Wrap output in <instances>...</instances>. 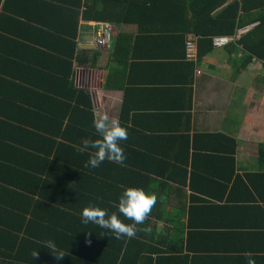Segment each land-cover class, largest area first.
<instances>
[{
  "label": "crops",
  "instance_id": "1",
  "mask_svg": "<svg viewBox=\"0 0 264 264\" xmlns=\"http://www.w3.org/2000/svg\"><path fill=\"white\" fill-rule=\"evenodd\" d=\"M105 1H0V264H28L20 252L31 258L36 248L22 246L26 234L13 229L22 201L51 204L47 184L54 174L65 177L67 166L58 163L57 143H70L64 135L70 127L81 145L98 138L95 112L131 127L120 142L124 163L89 173L104 185L105 196L93 194V203L118 212L127 187L154 191L157 204L138 225L151 231L116 239L92 223L88 244L81 220L54 214L61 226L48 240L68 254L54 264H248L249 252L264 264L263 252L246 250L264 238V197L256 200V185L264 193V69L256 72V65L264 62L246 66L240 43L242 30L257 24L231 35L235 52L214 43L202 56L205 36L186 31L185 18L166 16L161 7L151 16L143 0L125 7L119 0L110 4L112 20ZM101 21L114 25L115 41L122 37L118 55L115 46L101 48ZM191 37L199 43L195 60L187 51ZM75 178L68 172V181ZM65 225L82 229L81 237L70 241Z\"/></svg>",
  "mask_w": 264,
  "mask_h": 264
},
{
  "label": "trees",
  "instance_id": "2",
  "mask_svg": "<svg viewBox=\"0 0 264 264\" xmlns=\"http://www.w3.org/2000/svg\"><path fill=\"white\" fill-rule=\"evenodd\" d=\"M117 1L119 0H106L105 2H103L107 5V8H105L107 13H105V15L109 18H112V20L114 19V17L113 13H111L110 11H114V9L111 8L110 4L112 2L117 3ZM137 1L138 0H120V3L122 7H125V4H134ZM8 2L12 3L13 0H8ZM143 2H145V6H149L148 10L150 11L151 16L153 12H155V9L157 7H161L162 13L166 16L178 15L177 19L185 18L184 21L186 25V31L195 32L197 34L205 36V39L200 42V53L202 56L207 52H211L215 48L212 36L235 35L239 28L257 24L251 32L243 36L240 43L243 45V51L247 55L245 60L246 66H248V64H250L255 58L260 59L264 62V0H143ZM228 3L229 5L227 7H224ZM109 7L110 9L108 10ZM90 8H92V12H96V8L94 6H91ZM221 8H223V10L219 11ZM124 12L125 11L122 10L120 13L124 14ZM97 14L98 17L100 16V18H103L104 20L107 19L103 17L100 12ZM155 27V29L158 28V26ZM158 30L163 31L165 30V27L160 26ZM147 31L151 32L153 30L148 29ZM74 32V35H76L77 30L75 29ZM122 40L123 39L120 36L119 39L115 41L116 44H114V46L116 47L117 55L119 45ZM229 46L233 47V50L230 49L232 52H235L237 50L236 44H231ZM74 47L75 46H73V50ZM72 56L73 55L70 54V57ZM88 134L92 133L88 132ZM64 135L70 143H57V157L59 159L58 163H64L67 165L64 169L66 176L62 177V174L61 176H56L54 174V178H52V181L47 184L46 190L48 191V194L44 197L45 199L49 200L51 204L45 205L41 202H39V204H36L34 199L29 200L28 198H25L27 201H22L21 204L23 207H25L24 209H21V213L23 212V216L19 218L17 226L13 225V229L15 231H23V233L26 234L25 236L27 237L28 234L30 236H37V241L32 240V242L29 241L25 236H23L24 238L21 237V239L24 241L22 242L21 240L22 246L30 243L32 247L38 250L36 258H33V256L31 258L28 257L30 255L29 252H20V254H24L25 256H27L25 259L27 260L28 264H31L33 261H38V264H40L41 262L43 264H54L56 262L54 255L47 248L43 247L45 243L49 241L48 237L55 234L53 232V229L60 228L61 226L60 221L54 216V214L58 216L59 213H65V215L67 216L66 218H70L73 215V218H77L82 221V210L84 207L88 206L89 203H93V194H96L99 197L105 196L104 191H102L101 189L104 185H98L96 182L92 183L93 179L90 174H92L103 164H111L114 162L105 160L99 167L86 168L85 163L89 159V152L80 153L77 151V148L75 146L79 147L81 143L75 138L72 139V137L75 136L73 133V127H70L69 131L64 132ZM54 150H56L55 146ZM32 156L40 160V157H38L37 155H29V157ZM115 166L121 169V166ZM68 172H70L71 175H75L77 177L74 179V182H70L66 179ZM84 173L86 176L83 175ZM256 176L261 175L256 174ZM87 178L90 179L89 182H87L89 186L85 184ZM249 178L251 179V176H249ZM38 181L39 183L41 181H43L45 184L47 183L43 179H40ZM100 184H104V182ZM112 187L115 188L114 185H112ZM53 189L55 191H53ZM93 189H95V192L93 191ZM42 191L44 190L42 189ZM256 194V200L258 199V197H264L262 188L257 185ZM102 205L108 209V212L117 210V208H115L111 204L105 203ZM59 207H65L66 209L63 210ZM72 210L73 214L71 213ZM27 214H31L33 218L28 219ZM89 226H92L91 222H89L88 224L83 223L82 226L86 230L87 235L89 233ZM65 227L67 229L66 235L68 239H70V241H75L76 238L81 237V233L79 231H81L82 229L76 227L73 228L69 225H65ZM260 233L264 234V231ZM13 237V240H18L17 235H14ZM262 240H264V238L259 239L258 247H256V249H253L250 245H246V250H248L249 248L250 250H256V253H264ZM8 243L9 248H11L12 246L13 248L15 247V244H12L11 242V237H9ZM32 252H34V249H32ZM28 258H30V260Z\"/></svg>",
  "mask_w": 264,
  "mask_h": 264
},
{
  "label": "clouds",
  "instance_id": "3",
  "mask_svg": "<svg viewBox=\"0 0 264 264\" xmlns=\"http://www.w3.org/2000/svg\"><path fill=\"white\" fill-rule=\"evenodd\" d=\"M247 28L250 30L243 36L254 29L252 26ZM232 43L233 41L230 44ZM93 125L98 138L85 139L82 145L77 147V151L80 153L89 151V159L86 161L85 167H99L105 160L122 165L126 156L120 142L128 139V128L131 127V124L124 125L118 117L109 116L107 112H95ZM157 200L158 196L154 191H146L143 187H127L119 198L118 212L114 211L109 215L107 208L100 207L96 203H89L82 210V222L85 224L91 222L101 228L108 229L114 233L116 239L124 237L131 239L136 236L138 231L146 233L151 231L150 226L139 228L138 225H143L148 219ZM120 214L132 223H126L120 218ZM90 235L89 232L86 238L88 244L91 243ZM43 247L47 248L57 261L63 260L68 255L63 250L57 249L53 241L46 242ZM37 254L38 250H35L32 253L33 258H36ZM245 255L249 258L248 264H255L254 259L251 258L252 253L249 252Z\"/></svg>",
  "mask_w": 264,
  "mask_h": 264
},
{
  "label": "built area",
  "instance_id": "4",
  "mask_svg": "<svg viewBox=\"0 0 264 264\" xmlns=\"http://www.w3.org/2000/svg\"><path fill=\"white\" fill-rule=\"evenodd\" d=\"M96 27L98 29V35H99V43L101 48L103 49H112L115 44L116 39V32L115 27L110 22L101 21L96 24ZM250 28H246L242 30L241 34H246ZM234 37H226V36H219L214 39V43L216 47H224L228 44H230L232 41H234ZM188 56L190 59H197L199 54V43L198 38L191 37L188 41L187 46Z\"/></svg>",
  "mask_w": 264,
  "mask_h": 264
},
{
  "label": "rangeland",
  "instance_id": "5",
  "mask_svg": "<svg viewBox=\"0 0 264 264\" xmlns=\"http://www.w3.org/2000/svg\"><path fill=\"white\" fill-rule=\"evenodd\" d=\"M264 68H263V66H257L256 65V72H259V71H261V70H263Z\"/></svg>",
  "mask_w": 264,
  "mask_h": 264
}]
</instances>
